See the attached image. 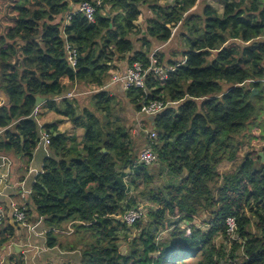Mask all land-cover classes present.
<instances>
[{"label":"trees","instance_id":"obj_1","mask_svg":"<svg viewBox=\"0 0 264 264\" xmlns=\"http://www.w3.org/2000/svg\"><path fill=\"white\" fill-rule=\"evenodd\" d=\"M83 1L0 0V93L6 96L0 126L13 123L0 137V151L29 163L45 107L83 130L78 140L56 123L42 125L53 155L33 185L29 212L44 217L48 246L58 244L54 232L64 223L79 221L77 229L93 241L80 264H264V161L254 151L264 131L251 135L253 120L264 112V0H212L222 2L221 14L210 0H103L94 20L74 11L65 24ZM200 1L202 13L192 12ZM144 8L145 26L139 21ZM180 25L186 31L182 59L170 55L165 64L159 53V64L175 67L166 81L151 72L145 88L125 90L138 113L152 99L171 102L142 126L156 131L153 140L147 133V147L157 154L152 167L139 161L137 141L115 115L116 95L100 88L127 67L118 61L148 67L155 42H170ZM68 43L77 49L74 67ZM77 85L94 89L93 109H79L66 96ZM37 96L44 98L39 107ZM245 144L241 164L220 173L219 164L236 160ZM165 173L176 182L150 187ZM144 198L151 204L148 224L139 219L128 226L119 217ZM205 215L206 230L194 223ZM228 216L235 217L239 240L228 235ZM132 228L141 231L123 253L118 232ZM14 237L15 224L0 229L1 244Z\"/></svg>","mask_w":264,"mask_h":264},{"label":"built area","instance_id":"obj_2","mask_svg":"<svg viewBox=\"0 0 264 264\" xmlns=\"http://www.w3.org/2000/svg\"><path fill=\"white\" fill-rule=\"evenodd\" d=\"M103 0H91L83 1L79 4L73 5L72 12L65 15L64 23H69L73 16L74 11H81L86 14L89 20H94V15L96 11V5H100ZM67 50L69 52V60L71 65L74 67L77 64V49L71 44H67ZM150 65L145 67L141 62H135L131 66L128 65L122 71L113 72L112 78L103 85L100 89L107 90L112 86L120 85L125 90L133 87L145 88L146 78L149 73H153L155 77L159 78L162 82L166 81L168 78V73L174 70L175 67L168 66L164 67L159 64L158 55L154 52L150 55ZM74 92H69L66 96H73ZM62 98V97H61ZM171 102H165L163 99H152L144 104L142 110L139 112L140 121L146 119L147 117H152L168 107ZM175 103V102H174ZM38 110L34 111L36 115ZM13 123L7 126H0V137L6 134L7 128H12ZM150 132L151 139L156 137V131L152 129ZM39 141L34 153L37 150L43 151L46 155L50 154L49 147L51 144V139L49 133L43 128L42 124H39L38 129ZM33 155V154H32ZM34 159V157H33ZM33 159L26 167V174L20 180H13V165L14 160L11 152L0 151V227L5 225L22 226L27 229V243L26 246L32 247L35 251L31 258L30 264H37L35 257L37 252L48 250V240L44 237L47 235L49 228L46 226L45 219L42 216H36L35 218L29 214V199L32 198L34 193L33 185L36 182L37 176L43 172V166L33 165ZM139 161L143 163H155L157 161V154L151 146L144 148L140 152ZM13 189H18V198L13 199L10 195ZM7 199V203L5 202ZM144 216V209L141 207H132L122 214L121 220L125 222L128 226H132ZM227 232L228 235L232 237V240H239L237 236V222L234 216H228L226 219ZM33 237L40 238L38 244L31 243ZM33 244V245H32ZM13 247V243L10 244Z\"/></svg>","mask_w":264,"mask_h":264},{"label":"rangeland","instance_id":"obj_3","mask_svg":"<svg viewBox=\"0 0 264 264\" xmlns=\"http://www.w3.org/2000/svg\"><path fill=\"white\" fill-rule=\"evenodd\" d=\"M165 2H172V0H163L162 1V3H165ZM208 2L210 5H212L214 7V9H216V11L218 13H220V14L222 13V11H223L222 2H216V1H212V0H210ZM204 5H205V2L200 1L199 4L195 7V9H193L192 12L202 13ZM148 15H149L148 11L144 8V16H142L139 20L143 26H145V19ZM141 24L139 23V25H141ZM184 32H186V31L180 25L179 28H177L175 30V34L172 37V39L170 40V42H167V43L155 42L156 44L153 46L151 54L155 52L158 54V57H159V53L161 51H164L161 53L164 55V57H166V59H164L165 64L167 62V58H169L170 55L174 56L173 58L180 61L183 57V53H182L183 50L184 51L187 50L186 46H185V43H186L185 38L183 36ZM137 46H139V44H137ZM124 62L126 64L121 65L120 66L121 69L124 68L125 66H128L127 61H124ZM165 64L160 63V65H162L164 67H168ZM115 71H119V70L117 69ZM121 88L124 89L123 87H121ZM74 90L76 91V94H75ZM112 90H113V88L110 89L108 92L110 94L115 93L114 95H116V97H117V100L114 103L115 115L121 117V119H122L121 123L124 124L127 128H129L131 136L133 135L132 134L133 129H135L136 133H141V137H140L141 139H140V141H137L138 147L136 149V153L139 154L140 151H142L144 148L147 147L148 142H151L150 141L151 139L147 136L146 130L150 131V129H152V125H149L148 127L143 128L142 126H143V123L145 120V119H143L140 121V126H138L137 118H139L140 115L132 106H128V100H127L126 95L124 93L125 89L123 92L119 91L118 88L113 90V91ZM69 91L74 92V95L71 96L70 98H72V99L75 98L78 101V103L80 105L79 109H82L83 106H88L90 109H93L92 104H91V98H90V95L94 93L93 88L87 87L84 85H77L75 88H73V89L71 88ZM5 97L6 96L4 94L0 93V104L3 101L5 102V100H6ZM113 119H115V117H113ZM41 123H42V120H41ZM263 131H264V112H260L258 114V116L252 122L251 135H253V133H254L258 136L259 133H263ZM76 132L80 134L78 136V140H81L82 139V132H83L82 128H78L76 130ZM71 134H73V133H71ZM245 145L246 146L240 151L238 158L235 160V163L231 166V168L226 169L227 171L226 170H220V171H224V173H226V172L232 171L238 165L241 164V162L245 158V154L247 151V148H246L247 144H245ZM263 145H264V141H262V140L256 141L254 151L257 153L261 152L260 146H263ZM151 164H152L151 165L152 167H155L154 165H157V162L151 163ZM130 172H131L130 168L127 167L126 173H130ZM170 177H171V175H168L165 173V174H163L162 178L159 177L158 179H156V181L152 185H150V187L155 186V185H165V184H169L170 182H176V177H175V180H171V178H173V177H171V178ZM130 179H131L130 176L126 178L127 181H130ZM150 205L151 204H150V202H148V198H144L142 204L137 206V207H141L144 209V216L141 219H143L145 224H148V222H149L148 207ZM121 216L119 217L120 219H121ZM207 217L208 216H206V215L203 217H198V218H196V221L194 223L196 225H199L202 229L206 230V229H208V225H204L202 223V220L206 219ZM72 222L73 221L63 224L62 230L60 231L61 235L58 234L59 235L58 239L61 241L60 243H62L65 246L66 249H69V250L76 249L75 252H73V253L70 252L71 254H67V255H77V258L79 259V257H80L79 253L87 245H92L93 241L90 240L91 233L89 231H83L82 232V231L77 229L76 226L80 225L79 221H75V223H72ZM183 223H185V222H183ZM1 227L4 228L5 224H3ZM140 231H141L140 228L139 229L132 228L130 230H125V231L120 230L118 232L121 235V238H120L118 243H119V246H120L121 251L123 253H126L128 250L131 249V242L133 239L136 238V236L139 235ZM167 233L168 232H166V231L160 232L158 239H163L167 235ZM218 239L220 241L223 240V238L221 236H219ZM17 241H19V240L17 239ZM8 242H10V241H8ZM11 242H13V239L11 240ZM223 244H225V246L228 248L231 247L230 246L231 243H229V242H223ZM10 254H11L10 257L12 256L11 257L12 262L9 263L7 256H5L6 257L5 264H13V252L12 253L10 252ZM70 264H71V262H70ZM74 264H78V263L74 261Z\"/></svg>","mask_w":264,"mask_h":264},{"label":"crops","instance_id":"obj_4","mask_svg":"<svg viewBox=\"0 0 264 264\" xmlns=\"http://www.w3.org/2000/svg\"><path fill=\"white\" fill-rule=\"evenodd\" d=\"M161 52H164V51H161ZM125 64L126 63L124 61L116 62V66H121V65H125ZM112 88H113V90L118 88L119 91H121V92L124 91V89H122L120 85L112 86L110 89H112ZM114 94L115 93H112V95H114ZM178 103L175 102L174 104L177 105ZM40 111L42 113V118H43L42 123H41L42 125H44L46 123L47 124L56 123L59 131L66 132L67 134L75 133L77 135V137L80 135L79 133L76 132V130L78 128L74 129V126L72 125L71 121L68 118H66L62 115H59V114L55 113L54 111H50L46 107L39 110V112ZM137 124H138V126H140V119L139 118H137ZM132 132H133L132 133L133 134L132 135L133 140L134 141H140L141 133H136L135 129H133ZM82 134H83V132H82ZM49 151H50L49 155H46L41 150H37L35 153L33 152V155H32V159L34 157L33 165L35 163V165L37 167L40 165L42 166V164L44 163V160L47 157H51L53 155L50 147H49ZM11 155L13 156V160H14L13 180H20L26 174V167L28 165V163L26 162V157L24 158L20 155H15V154H11ZM234 163H235V160L234 161H224L221 164H219V166L217 167L218 168L217 170H219L220 173H224V171H220V170L230 169ZM17 191H18V189H13V192L10 193V195L13 197V199L18 198L19 193ZM7 201L8 200L5 199L6 203H7ZM28 201H29L28 204H30L32 202V198L29 199ZM29 214L32 215L34 218L37 216L35 213L29 212ZM7 223H5V224H7ZM13 224H15V223H13ZM8 226L9 225H5V227H8ZM4 228L0 227V229H4ZM54 233H56L57 238L59 237L58 234L61 235L60 231H56ZM44 237L48 240L47 235H44ZM17 239L20 242L17 241ZM39 240H40V238L33 237L31 243H33V244L36 243L37 245H39L38 244ZM60 242L61 241L58 239L57 245H55L53 247L49 246L48 250H46V251L37 252V256L35 257L37 264H70V262H71V264H74V261L77 262L78 264H80L81 252L79 253V255H80L79 259L77 258V255H67V254H71L70 252H72V253L75 252L76 249H74V250L66 249L65 246ZM11 243H13V247H10ZM26 243H27V229L25 227L20 226V225L16 226V224H15V237L13 238V242L10 241V242H6L4 244L0 243V264H5V262H6L5 256H7L9 263L12 262L11 261L12 256L10 257V255H11L10 252L11 253L13 252V264H17V262L20 260H23L24 264H30L31 258L34 255L35 251L32 250V247L26 246ZM14 245L17 246L18 251L15 250L16 248ZM14 252L17 254L21 253L22 255L21 256L14 255Z\"/></svg>","mask_w":264,"mask_h":264},{"label":"water","instance_id":"obj_5","mask_svg":"<svg viewBox=\"0 0 264 264\" xmlns=\"http://www.w3.org/2000/svg\"><path fill=\"white\" fill-rule=\"evenodd\" d=\"M256 94H258V89H253V92H252V94H251V99L253 100L254 99V97H255V95ZM44 102V98L43 97H41V96H37V101H36V106H40L42 103ZM154 118V116H152L151 117V119H153ZM259 154H260V156L262 157V161H264V152L263 151H261V152H259ZM16 245V244H15ZM14 245V246H15ZM15 250H17V246H15ZM18 251V250H17Z\"/></svg>","mask_w":264,"mask_h":264}]
</instances>
